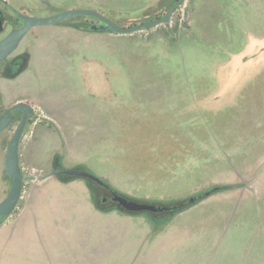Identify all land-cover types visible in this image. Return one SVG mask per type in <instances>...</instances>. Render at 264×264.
Listing matches in <instances>:
<instances>
[{
    "label": "rangeland",
    "instance_id": "1",
    "mask_svg": "<svg viewBox=\"0 0 264 264\" xmlns=\"http://www.w3.org/2000/svg\"><path fill=\"white\" fill-rule=\"evenodd\" d=\"M39 1V9L21 14H53L57 0ZM59 1L109 3L115 23L127 27L131 19H162L176 0ZM7 8L0 0V9L11 13ZM73 21L99 24L85 17L67 22ZM12 28L7 25L0 39ZM103 46L95 52L115 57L105 66L115 68V88L123 93L116 98L123 105L106 159L115 165L86 167L88 172L146 203L238 185L183 215L180 235L171 236L180 245L163 254L152 250L160 229L154 232L145 214L128 215L143 219L136 260L129 264H264V0H183L169 23L116 34ZM27 47L28 35L9 59ZM4 110L0 106V114ZM15 115L0 134L5 151L20 118ZM9 186L0 177V201Z\"/></svg>",
    "mask_w": 264,
    "mask_h": 264
},
{
    "label": "crops",
    "instance_id": "2",
    "mask_svg": "<svg viewBox=\"0 0 264 264\" xmlns=\"http://www.w3.org/2000/svg\"><path fill=\"white\" fill-rule=\"evenodd\" d=\"M1 1L19 13L40 8L39 0ZM57 1L50 6L51 12L82 8L115 20L116 11L109 3ZM66 22L30 30L27 68L11 79L0 76V106L6 109L25 103L33 111L19 141L23 175L48 174L55 155L64 168L83 165L94 170L99 165H115L107 161L114 143L110 138L116 110L121 111L123 105L116 96L123 93L115 88L114 66L112 72L105 66L116 63L115 57L97 55L95 50L104 48L116 33L81 31ZM4 153L0 139L2 181L8 179L2 172ZM196 206L177 214L156 232L152 250L163 254L180 245V240L171 236L180 235L179 220ZM142 222V217L132 218L115 210L97 211L81 180H27L16 209L0 225V264H120L126 259L129 264L136 260Z\"/></svg>",
    "mask_w": 264,
    "mask_h": 264
},
{
    "label": "water",
    "instance_id": "3",
    "mask_svg": "<svg viewBox=\"0 0 264 264\" xmlns=\"http://www.w3.org/2000/svg\"><path fill=\"white\" fill-rule=\"evenodd\" d=\"M182 1L183 0H176L174 5H172L165 12L162 19L146 21H143V17L131 19V23H133V25H129L127 27L116 24L114 21L97 11L82 8L60 10L48 16H31L18 14V18L21 21L20 25L18 27L12 28L0 39V64L6 62L11 57V55L17 50L20 42L24 39L27 33L34 28L56 25L73 18L85 17L92 18L99 23L98 25H90L91 32L128 35L135 32L147 30L161 23H169L171 15L177 10ZM4 29V19L0 11V33H2ZM26 68L27 66L23 69H20L17 74H19ZM17 112L20 113V118L8 142L2 162L3 176L10 180V186L6 193V196L0 201V224L6 218L10 217L16 209L21 197L23 183L27 180H36L39 178L48 177H66L72 180H82L88 183L105 185L99 177L89 173L88 171L79 169L77 167L64 168L59 164L58 160L54 162L52 170L42 177L37 175H23L19 166L18 149L20 138L24 132L30 116H32L33 114L30 106L25 103H18L5 109L0 114V134L7 130L15 121V114ZM102 207L105 208L104 206ZM106 208L118 211L126 215L147 214L154 217L157 213L166 210L165 207L141 202L135 200L134 198L117 194L116 192H112L110 203L106 206Z\"/></svg>",
    "mask_w": 264,
    "mask_h": 264
},
{
    "label": "trees",
    "instance_id": "4",
    "mask_svg": "<svg viewBox=\"0 0 264 264\" xmlns=\"http://www.w3.org/2000/svg\"><path fill=\"white\" fill-rule=\"evenodd\" d=\"M52 12L56 13V12H58V10L52 9ZM147 19H148V16L144 18V20H147ZM65 24L68 27H71V28H74L77 30L90 31V26L83 23V22H79V21L78 22H66ZM24 53L30 58V47H27ZM28 62L26 64V66H28ZM14 76L15 75L1 74V77L10 78V79L13 78ZM58 158H59L58 155H55L53 158V163ZM76 167L79 169L88 171L86 166L79 165ZM56 179L62 183H67V182L73 181L72 179H68L66 177H58ZM102 181L105 184V186L111 192H116L117 194H121V195H124L126 197H129V196L121 193L117 189L113 188L108 182H106L104 180H102ZM83 182L86 185V187L88 188V191L90 194V201H91L93 207L97 211L104 212V213L111 211L110 209L103 208L102 205H100V203L98 202V200L96 199V197L92 191V185L86 181H83ZM237 187H238V185H236V184H217V185H211V186H208L204 189H201L198 192H196V193H194L188 197H185V198L161 200V201H154V202L148 201V203L155 204V205L161 206V207H165L166 210H163L160 213V215L156 214L155 217L147 215V214H145V216L150 220V222L152 224L153 231L156 232L159 229H161L164 225H166L177 214L184 212L185 210L197 205L198 203L202 202L203 200H205L211 196L236 189ZM142 202H147V201H142Z\"/></svg>",
    "mask_w": 264,
    "mask_h": 264
},
{
    "label": "flooded vegetation",
    "instance_id": "5",
    "mask_svg": "<svg viewBox=\"0 0 264 264\" xmlns=\"http://www.w3.org/2000/svg\"><path fill=\"white\" fill-rule=\"evenodd\" d=\"M0 11H1L2 17L4 19V26L5 27L7 25H11L13 28H15V27H18L20 25L21 21L18 18V14H21V13L14 11L12 9L9 10V11H11V13H6L2 9H0ZM24 52L17 54L15 57L8 59L6 62L3 63L2 71L6 75H16L20 69H23L26 66L27 62L29 61V57ZM90 184L92 185V191H93L96 199L98 200L100 205H102L106 208V206L110 203V198L112 196V192L105 185H98L96 183H90ZM160 213L161 212L157 213V215H160Z\"/></svg>",
    "mask_w": 264,
    "mask_h": 264
}]
</instances>
